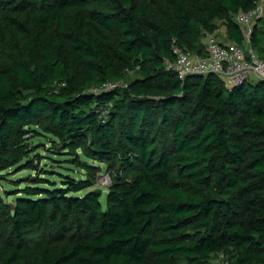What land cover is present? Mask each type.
Listing matches in <instances>:
<instances>
[{
  "label": "trees",
  "instance_id": "16d2710c",
  "mask_svg": "<svg viewBox=\"0 0 264 264\" xmlns=\"http://www.w3.org/2000/svg\"><path fill=\"white\" fill-rule=\"evenodd\" d=\"M257 1L0 0V171H36L48 134L85 173L0 193V264H264V80L168 65L220 24L243 45ZM250 42L264 59V15ZM82 157L111 175L105 207L68 194L102 171Z\"/></svg>",
  "mask_w": 264,
  "mask_h": 264
},
{
  "label": "built area",
  "instance_id": "2783aa9c",
  "mask_svg": "<svg viewBox=\"0 0 264 264\" xmlns=\"http://www.w3.org/2000/svg\"><path fill=\"white\" fill-rule=\"evenodd\" d=\"M263 15L264 0H258L252 9L241 10L235 15L244 34V44L241 46L225 45L216 37L215 32L207 33L206 56L185 49L173 39L172 51L175 59L168 62L169 67L175 70L182 80L189 74L205 75L209 72L219 74L229 86L242 84L252 78L264 80V59L256 53L250 42L253 25ZM104 107L103 114L108 112L107 106ZM97 183L107 188L111 183L109 171L98 175ZM221 258H224L222 252L218 256V259Z\"/></svg>",
  "mask_w": 264,
  "mask_h": 264
},
{
  "label": "rangeland",
  "instance_id": "374dc122",
  "mask_svg": "<svg viewBox=\"0 0 264 264\" xmlns=\"http://www.w3.org/2000/svg\"><path fill=\"white\" fill-rule=\"evenodd\" d=\"M32 145H37L36 149L32 153V156L36 153L41 152L40 161L38 160V168L35 171L34 169H17V166H12L6 170L0 171V193L5 197H10L11 200L16 196H26L25 192L18 193L17 190L20 188H25L27 185L39 186L43 188H67L70 186L71 178L79 180L84 178L85 173L81 172L80 167L71 160V155L67 154L63 150L51 147V136L48 134H42L36 137H33L31 140ZM84 158V159H83ZM84 161L90 164H94L101 167V173L107 170L106 166L92 158L82 157ZM45 169V170H44ZM43 176L47 181L45 182H28L26 179L31 176ZM101 187L97 182L95 185L81 189L78 191L71 190L69 195L81 196L87 191ZM103 188V193L100 197L103 207L106 206V196L107 188ZM10 193L9 195L7 194ZM30 197V196H27ZM33 197H37L33 195Z\"/></svg>",
  "mask_w": 264,
  "mask_h": 264
},
{
  "label": "crops",
  "instance_id": "0c3cea01",
  "mask_svg": "<svg viewBox=\"0 0 264 264\" xmlns=\"http://www.w3.org/2000/svg\"><path fill=\"white\" fill-rule=\"evenodd\" d=\"M216 37L225 45H234L236 42L232 40L227 33L226 26L224 24H220V27L215 32ZM204 41H206V38L204 37Z\"/></svg>",
  "mask_w": 264,
  "mask_h": 264
},
{
  "label": "water",
  "instance_id": "95a60500",
  "mask_svg": "<svg viewBox=\"0 0 264 264\" xmlns=\"http://www.w3.org/2000/svg\"><path fill=\"white\" fill-rule=\"evenodd\" d=\"M10 204H11L12 206H14L12 201L10 202Z\"/></svg>",
  "mask_w": 264,
  "mask_h": 264
}]
</instances>
